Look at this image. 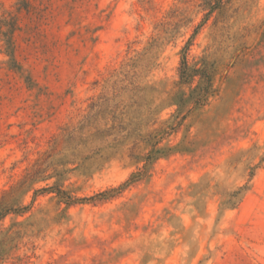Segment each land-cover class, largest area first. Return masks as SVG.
I'll return each instance as SVG.
<instances>
[{
	"label": "rangeland",
	"instance_id": "1",
	"mask_svg": "<svg viewBox=\"0 0 264 264\" xmlns=\"http://www.w3.org/2000/svg\"><path fill=\"white\" fill-rule=\"evenodd\" d=\"M206 3L0 0V264H264V0Z\"/></svg>",
	"mask_w": 264,
	"mask_h": 264
},
{
	"label": "trees",
	"instance_id": "2",
	"mask_svg": "<svg viewBox=\"0 0 264 264\" xmlns=\"http://www.w3.org/2000/svg\"><path fill=\"white\" fill-rule=\"evenodd\" d=\"M230 1V0H229ZM224 0H207V7L210 11H215L223 6ZM228 2V1H227ZM199 76L201 78L200 85L196 89L192 90L191 94L186 96L185 93L178 95L179 106L184 109L187 105H198L202 98H206L213 91V76L209 73L206 64L199 69L190 67L186 62H183L180 71L181 80L184 82H190L193 78ZM200 96V98H198ZM163 150H153L147 157L146 162L149 164L154 160L161 157ZM138 176H134L132 181H134ZM58 196L61 199L68 201V203H73L79 200H73L72 197L68 196L67 192L60 189L59 187H54ZM101 196H106V194H101ZM12 211V208H0V218L4 217Z\"/></svg>",
	"mask_w": 264,
	"mask_h": 264
}]
</instances>
